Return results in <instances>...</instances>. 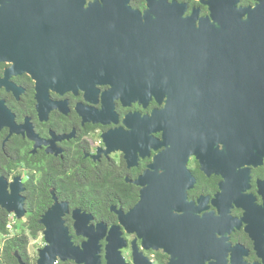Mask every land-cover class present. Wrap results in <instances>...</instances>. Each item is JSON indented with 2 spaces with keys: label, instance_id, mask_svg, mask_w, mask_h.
Segmentation results:
<instances>
[{
  "label": "flooded vegetation",
  "instance_id": "flooded-vegetation-1",
  "mask_svg": "<svg viewBox=\"0 0 264 264\" xmlns=\"http://www.w3.org/2000/svg\"><path fill=\"white\" fill-rule=\"evenodd\" d=\"M46 8L0 0V264H40L58 221L44 264H264V112L220 137V87L98 69Z\"/></svg>",
  "mask_w": 264,
  "mask_h": 264
},
{
  "label": "water",
  "instance_id": "water-1",
  "mask_svg": "<svg viewBox=\"0 0 264 264\" xmlns=\"http://www.w3.org/2000/svg\"><path fill=\"white\" fill-rule=\"evenodd\" d=\"M254 2L240 6V0H202L190 8L178 0H146L141 12L131 7L132 0H32L46 5L48 19L56 12L54 25L70 22L80 31L81 60L91 61L84 58L91 45L98 69L107 67L112 54L129 52L120 55L143 62L146 84L220 87V137L232 134L235 122L246 127L256 113L264 112L248 104L264 101L257 98L264 92H251L252 87H264V0ZM202 7L208 12L204 17ZM61 223L62 236L47 233L40 264L48 250L72 248Z\"/></svg>",
  "mask_w": 264,
  "mask_h": 264
},
{
  "label": "trees",
  "instance_id": "trees-1",
  "mask_svg": "<svg viewBox=\"0 0 264 264\" xmlns=\"http://www.w3.org/2000/svg\"><path fill=\"white\" fill-rule=\"evenodd\" d=\"M180 2H186L188 4H190L191 7L194 6H200V1L202 0H178ZM249 1L251 0H241L242 4H247ZM145 0H132V4L139 6L140 8H143L145 6ZM203 13L207 14V10L205 7H203ZM3 226L0 227V231H2Z\"/></svg>",
  "mask_w": 264,
  "mask_h": 264
},
{
  "label": "rangeland",
  "instance_id": "rangeland-1",
  "mask_svg": "<svg viewBox=\"0 0 264 264\" xmlns=\"http://www.w3.org/2000/svg\"><path fill=\"white\" fill-rule=\"evenodd\" d=\"M41 245H43V242L42 239L39 238L38 240L32 242L31 249H38Z\"/></svg>",
  "mask_w": 264,
  "mask_h": 264
}]
</instances>
